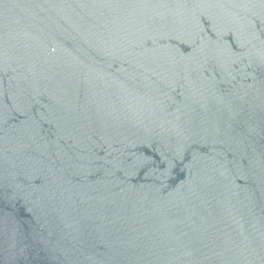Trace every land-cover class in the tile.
Wrapping results in <instances>:
<instances>
[{
    "label": "water",
    "instance_id": "water-1",
    "mask_svg": "<svg viewBox=\"0 0 264 264\" xmlns=\"http://www.w3.org/2000/svg\"><path fill=\"white\" fill-rule=\"evenodd\" d=\"M0 264H264V0H0Z\"/></svg>",
    "mask_w": 264,
    "mask_h": 264
}]
</instances>
